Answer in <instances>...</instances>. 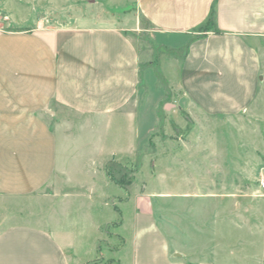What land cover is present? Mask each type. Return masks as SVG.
<instances>
[{"label": "crops", "instance_id": "crops-1", "mask_svg": "<svg viewBox=\"0 0 264 264\" xmlns=\"http://www.w3.org/2000/svg\"><path fill=\"white\" fill-rule=\"evenodd\" d=\"M48 1L16 0L42 14L20 22L0 7L6 20L0 26V264H80L68 232L17 220L12 199L51 196L62 202L84 194L78 188L106 197L111 185L126 189L115 199L133 203L130 264H264L259 183L250 192L223 191L220 183L202 180V205L220 199L216 219L250 223L254 237L232 241L218 224L206 232L202 206V260L191 261L171 246L146 199L160 193L137 187V171L124 185L104 166L144 149L141 141H150L169 92L178 110L202 117L227 120L248 112L264 89V0H130L151 49L140 47L138 20L89 12L64 22L56 14L63 7ZM212 6L213 28L202 31ZM97 125H114L125 141L110 149L102 135L79 149L80 131ZM85 156L88 169L79 165Z\"/></svg>", "mask_w": 264, "mask_h": 264}, {"label": "rangeland", "instance_id": "rangeland-1", "mask_svg": "<svg viewBox=\"0 0 264 264\" xmlns=\"http://www.w3.org/2000/svg\"><path fill=\"white\" fill-rule=\"evenodd\" d=\"M40 1L41 6L49 3L48 0ZM55 1L63 7L56 14L64 22L78 14L89 12L101 19L138 20L141 29L138 39L140 47H152L144 34L143 19L130 0ZM15 2L16 0H0V7L10 12L13 20L20 22L30 16L34 20L35 17L38 18L40 13H36L33 6L25 7ZM2 15L3 13L0 14V26L5 27L6 20ZM168 96L158 111V125L150 142L149 137L141 141L144 149L141 148L139 153L133 155L119 156V162L111 158L112 161L104 166L108 169V174H112L113 180L117 179L124 185L134 178V172L137 171V187L146 185V192L160 193L146 199L161 216L159 224L171 246L180 249L191 261L202 260V206L206 214L203 225L206 232L218 224V228L222 227L227 231L232 241L247 242L254 237L250 223L240 226L235 221L236 218L224 219V222L216 219L222 215L221 210L218 211L220 199L207 200L202 205V180L220 183L219 190L223 191L250 192V188L259 183L260 164L264 162V89L260 87L258 96L247 113L227 120L202 117L194 110H178L176 104L169 102L173 93L169 92ZM73 120L80 122L82 119ZM105 128L97 125L93 131L82 129L78 135L79 149L84 148L86 139L99 142L102 135V142L110 149L125 141L118 140L121 135L114 125L109 130ZM97 131L100 133L96 134ZM203 150L205 151L202 152ZM80 160L82 169L90 164L86 156ZM123 166L125 171L120 173ZM87 172L79 175L85 176ZM78 190L84 194L67 197L62 202L51 196L13 198L14 205L10 207H13L11 209L15 213L19 209V214L15 216L17 220L40 223L51 230L68 232L73 243L71 252L77 254L78 261H86V264H130V214L133 203L130 200L123 204L115 199L116 194L121 197L126 194V189L111 185L106 190V197L88 196L86 192L89 190L86 188ZM119 222L122 223L120 227ZM100 226L101 232L98 230ZM93 244H96V248ZM244 245L243 248L249 249V244ZM240 262L248 264L244 259Z\"/></svg>", "mask_w": 264, "mask_h": 264}, {"label": "trees", "instance_id": "trees-1", "mask_svg": "<svg viewBox=\"0 0 264 264\" xmlns=\"http://www.w3.org/2000/svg\"><path fill=\"white\" fill-rule=\"evenodd\" d=\"M213 18H214V6H212V8H211L210 15H209L207 21L204 23V25H202L200 27V29L202 31L211 30L213 28ZM11 29H14V27H12Z\"/></svg>", "mask_w": 264, "mask_h": 264}, {"label": "built area", "instance_id": "built-area-1", "mask_svg": "<svg viewBox=\"0 0 264 264\" xmlns=\"http://www.w3.org/2000/svg\"><path fill=\"white\" fill-rule=\"evenodd\" d=\"M259 187L264 190V166L261 168Z\"/></svg>", "mask_w": 264, "mask_h": 264}]
</instances>
